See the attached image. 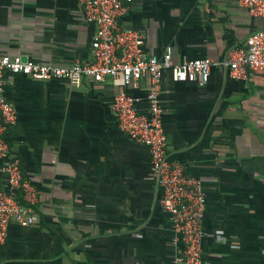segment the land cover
I'll return each mask as SVG.
<instances>
[{"label": "crops", "instance_id": "0c3cea01", "mask_svg": "<svg viewBox=\"0 0 264 264\" xmlns=\"http://www.w3.org/2000/svg\"><path fill=\"white\" fill-rule=\"evenodd\" d=\"M144 35L147 55L221 59L264 26L236 0H132L119 18ZM95 25L78 0H0V56L72 65L92 61ZM161 103L169 162L206 192V264H264V76L233 79L212 67L204 86L164 72ZM119 87L5 73L16 112L4 139L37 189L35 223H12L0 264H172L169 215L147 148L122 133ZM5 175L0 171V185Z\"/></svg>", "mask_w": 264, "mask_h": 264}, {"label": "built area", "instance_id": "2783aa9c", "mask_svg": "<svg viewBox=\"0 0 264 264\" xmlns=\"http://www.w3.org/2000/svg\"><path fill=\"white\" fill-rule=\"evenodd\" d=\"M253 17L264 19V0H236ZM132 0H78L87 21L95 25L91 41L92 61L56 65L35 62L22 55L0 56V243L9 226L28 227L35 223L33 205L36 187L22 176L20 162L10 155L4 139L6 129L15 123L16 112L4 94V75H22L37 81L60 79L78 85L83 81L105 80L119 87L111 101V111L118 129L131 140L147 148L152 176L161 190L160 204L171 221L172 264H206L203 254V219L206 192L200 178L185 172L184 166L167 159V137L163 129L165 108L161 103L164 72L174 82L204 86L212 67L227 69L233 79H245L249 72L264 76V26L250 32L244 46L233 47L221 59L209 57L172 60L167 45L160 57L147 55L144 35L124 28L119 18Z\"/></svg>", "mask_w": 264, "mask_h": 264}]
</instances>
